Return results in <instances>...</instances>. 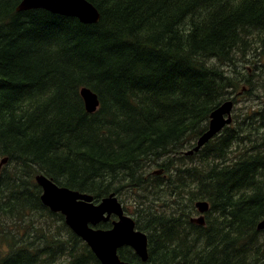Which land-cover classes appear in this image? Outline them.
I'll use <instances>...</instances> for the list:
<instances>
[{
    "label": "trees",
    "instance_id": "1",
    "mask_svg": "<svg viewBox=\"0 0 264 264\" xmlns=\"http://www.w3.org/2000/svg\"><path fill=\"white\" fill-rule=\"evenodd\" d=\"M87 1L97 24L0 0V264H102L43 204L38 174L96 202L140 192L146 264H264V96L245 89L264 87V0ZM243 92L250 110L186 155ZM35 212L50 221L24 237Z\"/></svg>",
    "mask_w": 264,
    "mask_h": 264
},
{
    "label": "water",
    "instance_id": "2",
    "mask_svg": "<svg viewBox=\"0 0 264 264\" xmlns=\"http://www.w3.org/2000/svg\"><path fill=\"white\" fill-rule=\"evenodd\" d=\"M34 9H43L51 13L74 17L84 24H97L100 13L96 7L87 0H22L17 8L18 12ZM87 111L95 113L100 105L98 96L88 88L81 90ZM233 101L223 103L216 109L210 118L208 131L203 134L194 149L186 155L198 153L207 143L216 137L223 129L232 124ZM8 160L0 162V176L2 168ZM161 174L162 171L157 172ZM38 186L43 190L41 200L53 213H61L65 217L68 227L80 237L93 251L102 264H130L120 258L119 250L130 247L146 263L148 261V236L136 229L135 221L124 214L122 204L116 194L96 203L92 195L80 193L58 186L44 174L35 177ZM201 216L193 218L191 223L205 225V213L209 212L210 204L201 201L196 205ZM115 216L112 229L104 230L96 227L107 223ZM264 230V220L258 225Z\"/></svg>",
    "mask_w": 264,
    "mask_h": 264
},
{
    "label": "rangeland",
    "instance_id": "3",
    "mask_svg": "<svg viewBox=\"0 0 264 264\" xmlns=\"http://www.w3.org/2000/svg\"><path fill=\"white\" fill-rule=\"evenodd\" d=\"M263 77H264V73H263ZM259 80H261V78H259ZM258 86H259V84L256 87H255V85H249L245 89L246 90H251L252 91V95L255 94V93H258L259 95L264 96V87H262V88L260 87L261 90L259 91V89L257 90ZM245 92L241 93L240 96L238 97V103L235 104V108L233 110V118H235L236 115H241L244 112H246L247 108L250 110V107L253 106V104H255L257 102V101L254 102V100H251L250 102L247 101L246 98H248L250 96H247L245 94ZM5 165L3 167H5ZM160 170H161L160 168L154 167L151 170V172H153L155 174V172L160 171ZM159 175L162 176L163 174L161 173ZM34 180H35V183H36V179L35 178H34ZM42 194H43V190H42ZM139 195H141V193L138 192V191H135L133 193H131L130 191H124L123 194H117L116 193V196L118 197L119 201L121 202V204L123 205L124 209L126 210L127 215L131 216L134 220H135V218H134V216L132 214L134 213V210L136 208V205H137L136 204V200L138 199ZM37 213H39V212H35V213H33L32 215H29L26 218V221L24 222L25 223V229L23 231V233H24L23 236L24 237H26L27 235H32V234L36 233L35 231L31 230L30 228H27L29 225L34 223L35 226L38 229H40V228L46 227L48 221H50V219L44 218V216L40 217ZM199 216H200V214H194L192 218H197ZM113 218H114L115 221H117V219L115 217H113ZM12 226H14V225H12ZM53 228L54 227H52L51 229H53ZM37 232H41V231H37ZM13 233H15V232L13 231ZM18 235L19 234H17V236ZM44 245H45V243L44 244H39V243L36 244V246H44ZM139 259H140V257H139Z\"/></svg>",
    "mask_w": 264,
    "mask_h": 264
},
{
    "label": "flooded vegetation",
    "instance_id": "4",
    "mask_svg": "<svg viewBox=\"0 0 264 264\" xmlns=\"http://www.w3.org/2000/svg\"><path fill=\"white\" fill-rule=\"evenodd\" d=\"M161 170H163V169H161ZM162 174H164V170H163ZM159 176H160V175H159ZM117 198H118V197H117ZM123 209H124V208H123ZM124 214L127 215L125 209H124ZM113 221H114V218L111 219V222H113Z\"/></svg>",
    "mask_w": 264,
    "mask_h": 264
},
{
    "label": "bare ground",
    "instance_id": "5",
    "mask_svg": "<svg viewBox=\"0 0 264 264\" xmlns=\"http://www.w3.org/2000/svg\"><path fill=\"white\" fill-rule=\"evenodd\" d=\"M20 5V4H19ZM18 8V7H17ZM26 12V11H25ZM89 89V88H88ZM100 100V99H99ZM84 101V100H83Z\"/></svg>",
    "mask_w": 264,
    "mask_h": 264
}]
</instances>
